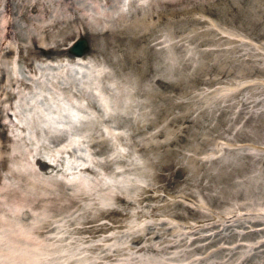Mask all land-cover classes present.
<instances>
[{
    "label": "rangeland",
    "instance_id": "1",
    "mask_svg": "<svg viewBox=\"0 0 264 264\" xmlns=\"http://www.w3.org/2000/svg\"><path fill=\"white\" fill-rule=\"evenodd\" d=\"M70 1L0 0V264L264 263V0Z\"/></svg>",
    "mask_w": 264,
    "mask_h": 264
},
{
    "label": "bare ground",
    "instance_id": "2",
    "mask_svg": "<svg viewBox=\"0 0 264 264\" xmlns=\"http://www.w3.org/2000/svg\"><path fill=\"white\" fill-rule=\"evenodd\" d=\"M39 1V0H38ZM57 1L58 0H41V2H42V6H50V14H52V15H59L57 12H59V8H58V4L59 3H57ZM63 1H66V0H63ZM93 0H71L70 2H73L74 4V6H73V11L75 10V9H79V8H82L83 10H81V14H77V15H75L76 16V18L77 17H81V18H84L85 20H86V22L91 18L92 19V15L91 14H93L92 12H91V14H90V11H89V9L91 8V7H93L92 6V2ZM95 1V0H94ZM93 1V2H94ZM98 1V0H97ZM120 0H113L111 3L113 4V5H111V6H115V5H118V2H119ZM122 1V0H121ZM144 1V0H143ZM163 1H165V0H153V2H154V4L155 3H157V5L160 3V2H162L163 3ZM195 1V0H194ZM199 1V0H198ZM70 2H66V6L67 7H70L71 6V4H70ZM101 2V1H100ZM125 2H127V0H125ZM136 2V1H135ZM148 2V1H147ZM146 2V3H147ZM152 2V3H153ZM177 2H178V0H177ZM183 2V1H182ZM57 3V4H56ZM132 3V2H131ZM131 3H129L128 2V5L129 4H131ZM152 3H151V5H152ZM196 3V2H195ZM200 3V2H199ZM204 3V2H203ZM106 4V3H105ZM104 4V5H105ZM115 4V5H114ZM149 4V3H148ZM168 4V3H167ZM172 4H174V3H172ZM177 4H179V3H177ZM206 4V3H205ZM25 5V4H24ZM104 5H103V7H101L103 10H104ZM120 5H121V3H120ZM119 5V6H120ZM123 5V4H122ZM121 5V6H122ZM126 5V4H125ZM138 6H139V4H137ZM136 5V6H137ZM143 5H144V3H143ZM142 5V6H143ZM151 5H150V7H151ZM204 5V4H203ZM100 6V5H99ZM102 6V5H101ZM106 6V5H105ZM131 6L132 5H130V8H131ZM148 6V5H147ZM153 6V5H152ZM169 6V5H168ZM187 6V5H186ZM118 7V6H117ZM140 7H141V5H140ZM94 8V7H93ZM105 8H107L108 9V7H105ZM114 8V10H115V8L116 7H113ZM113 8H110V9H112L113 10ZM127 8H129V6L127 7ZM127 8H125L124 10H126ZM137 8V7H136ZM146 8V7H145ZM185 8V7H184ZM69 9V8H68ZM95 9V8H94ZM96 9H98V8H96ZM119 9H121V8H119ZM119 9L117 10V11H119ZM138 9V8H137ZM147 9V8H146ZM157 9H159V10H161L159 7L157 8ZM189 9H190V7H189ZM4 9H2V11H3ZM5 10L6 11H8L7 10V8L5 7ZM46 10H48V9H45V11ZM113 10V11H114ZM127 10H129V9H127ZM136 10V9H135ZM141 10V9H140ZM12 11V10H11ZM44 11V10H43ZM77 11V10H76ZM99 11V10H98ZM97 11V12H98ZM100 11H101V9H100ZM99 11V12H100ZM105 11H107V10H105ZM109 11V10H108ZM122 11V10H121ZM143 11H144V8H143ZM152 11V10H151ZM154 11V10H153ZM188 11V10H187ZM23 12V11H22ZM94 12V11H93ZM96 12V13H97ZM127 12V11H126ZM130 12V11H129ZM137 12V11H136ZM148 12V11H147ZM173 12V11H172ZM191 12V11H190ZM3 13V12H2ZM74 13V12H73ZM79 13V12H78ZM100 13H102V11L100 12ZM99 13V14H100ZM112 13V12H111ZM120 13V14H119ZM128 13V12H127ZM127 13H123V14H127ZM142 13H144V15H145V12H142ZM181 13H183V12H181ZM68 14V13H67ZM116 14H119V16H121L122 15V13L121 12H118V13H116ZM130 14V13H129ZM129 14H128V16H129ZM179 14V13H178ZM103 15H105V12H104V14ZM107 15V14H106ZM106 15H105V17H106ZM109 15H111V14H109ZM149 15V14H148ZM173 15V14H172ZM60 16V15H59ZM62 16H63V12H62ZM67 16H69V15H67ZM94 16H95V14H94ZM100 16V15H99ZM98 16V17H99ZM111 16H113V14L111 15ZM115 16V15H114ZM125 16V15H124ZM139 16V15H138ZM162 16V15H161ZM61 17V16H60ZM59 17V18H60ZM72 17H73V15H72ZM123 17V16H122ZM67 18V17H66ZM97 17H93V19H96ZM144 18V21H145V18L146 17H143ZM52 19V18H51ZM54 19V18H53ZM61 19V18H60ZM69 19V18H68ZM100 19V18H99ZM99 19H98V21H99ZM104 19V18H103ZM107 19H108V17H107ZM113 18H109V20H112ZM129 19H131V17H129ZM137 19V18H136ZM142 19V18H141ZM141 19H139V20H141ZM85 20H83V21H85ZM115 20V19H114ZM128 20V19H127ZM54 21V20H53ZM60 21V20H59ZM62 21V20H61ZM70 21V20H69ZM90 21V20H89ZM92 21V20H91ZM90 21V22H91ZM95 21V20H94ZM100 21H101V19H100ZM122 21H124V20H122ZM133 21V20H132ZM68 22V21H67ZM79 22H80V20H79ZM109 22V21H108ZM119 22V21H118ZM130 22V21H129ZM76 23V22H75ZM93 23V22H92ZM145 23V22H144ZM144 23H142L141 25H143ZM8 24H9V22H8ZM48 24V23H47ZM49 24H50V22H49ZM97 24V23H96ZM108 24V23H107ZM114 24H115V21H114ZM113 24V25H114ZM117 24H119V23H117ZM135 24V23H134ZM213 24V23H212ZM98 25H100V24H98ZM110 25V24H109ZM140 25V26H141ZM9 26V25H8ZM81 26H82V24H81ZM94 27V26H93ZM101 27V26H100ZM110 26H108V28H109ZM115 27V26H114ZM129 27V26H128ZM131 27V26H130ZM139 27V26H138ZM111 28V27H110ZM118 28V27H117ZM21 29V28H20ZM122 29V28H121ZM130 29V28H129ZM136 29V28H135ZM140 29V28H139ZM112 30V29H111ZM218 30H220V29H218ZM109 31V30H108ZM134 31V30H133ZM28 32H30V31H28ZM113 32V31H112ZM126 32L128 33L129 32V30L127 31L126 30ZM125 32V33H126ZM130 32H132V31H130ZM208 32V31H207ZM221 32V31H220ZM124 33V32H123ZM209 33V32H208ZM223 33V32H222ZM28 34V33H27ZM218 34H220V33H218ZM31 35H32V33H31ZM35 35H36V33H35ZM207 35V34H206ZM24 37H25V35H24ZM28 37V36H27ZM31 37V36H30ZM224 37V36H223ZM226 37V36H225ZM228 37V36H227ZM136 38V37H135ZM216 39H219L220 40V38H216ZM122 40V39H121ZM120 40V41H121ZM160 42V41H159ZM158 42V43H159ZM117 46V45H116ZM126 46H127V43H126ZM149 46V45H148ZM147 46V47H148ZM155 46V45H154ZM137 49V48H136ZM135 49V50H136ZM148 49V48H147ZM137 51H140V50H137ZM131 52V51H130ZM163 52V51H162ZM230 52H232V51H230ZM132 53H133V51H132ZM139 53V52H138ZM137 53V54H138ZM129 54V53H128ZM132 56H133V54H132ZM141 56V55H140ZM228 56V55H227ZM135 57H137V56H135ZM225 57V56H224ZM80 58H82L81 56H77V57H75V59H76V61H79L80 60ZM84 58V57H83ZM69 60V59H68ZM137 60H139V58L137 59ZM82 61V60H81ZM80 61V62H81ZM139 62V61H138ZM78 63V62H77ZM87 63V62H86ZM58 64V63H57ZM61 64V63H60ZM56 65V64H55ZM51 66H53V64L51 65ZM77 66V65H76ZM84 66V65H83ZM56 67H57V65H56ZM44 68V67H43ZM52 68V67H51ZM57 68H59V67H57ZM60 69V68H59ZM44 70V69H43ZM80 70V69H79ZM58 71V70H57ZM61 71V70H60ZM78 71V70H77ZM81 72V71H80ZM40 73V72H39ZM63 73V72H62ZM107 73H108V71H107ZM74 74V73H73ZM76 74V73H75ZM79 74V73H78ZM81 74V73H80ZM109 74V73H108ZM97 75V74H96ZM93 76H94V74H93ZM92 76V77H93ZM97 77H100V75L99 76H97ZM102 77V76H101ZM73 78H74V76H73ZM96 79V78H95ZM94 80V79H93ZM78 81V80H77ZM88 83V82H87ZM90 83V82H89ZM94 83V82H93ZM86 84V83H85ZM82 87V89H83V86H81ZM88 88H89V86H87ZM98 87V86H97ZM101 87V86H100ZM108 87V86H107ZM104 88V86L102 87V89ZM54 89H55V87H54ZM81 89V90H82ZM99 91H100V88H99ZM55 92H56V90H55ZM68 95V94H67ZM107 96V95H106ZM99 97V96H98ZM101 98H102V96H101ZM107 98H108V96H107ZM103 99V98H102ZM66 100V99H65ZM108 100V99H107ZM110 100V99H109ZM67 101V100H66ZM253 101V100H252ZM261 101V100H260ZM65 102V101H64ZM110 102V101H109ZM244 102V101H243ZM251 102V101H250ZM114 104V103H113ZM112 104V105H113ZM247 104V103H246ZM115 106H116V104H114ZM124 106V105H123ZM118 107H120V106H118ZM107 108V107H106ZM115 108V107H114ZM123 108H125V107H123ZM122 110V109H121ZM208 111H210V110H208ZM256 111V110H255ZM113 112H116V110L115 111H113ZM251 112H253V111H251ZM259 112V111H258ZM264 112V111H263ZM70 113V112H69ZM112 113V112H111ZM262 113V112H261ZM113 114H115V113H113ZM64 115H67V114H64ZM258 115V114H257ZM56 116V115H55ZM111 116V115H110ZM116 116V115H115ZM263 116V115H262ZM59 117V116H58ZM88 117V116H87ZM90 117V116H89ZM92 117V116H91ZM261 117V116H260ZM112 118H114L113 116H112ZM55 119V118H54ZM71 119H72V117H71ZM90 119V118H89ZM32 120H33V118H32ZM88 120V119H87ZM87 120H86V122H87ZM54 122V121H53ZM52 122V123H53ZM70 122H73V120L72 121H70ZM74 122H75V120H74ZM38 123V122H37ZM60 123V122H59ZM84 123V122H83ZM88 123V122H87ZM58 124V123H57ZM73 124V123H72ZM79 125V124H78ZM75 126V125H74ZM74 126H72V127H74ZM76 127V126H75ZM106 127V126H105ZM108 127V126H107ZM47 129V128H46ZM45 128H44V131L46 130ZM48 130V129H47ZM61 131V130H60ZM250 131V130H249ZM42 132H43V130H42ZM56 132H58V131H56ZM254 132V131H253ZM52 135H53V133H51ZM50 134V135H51ZM57 134V133H56ZM61 134V133H60ZM237 134V133H236ZM250 134V133H249ZM55 135V134H54ZM90 136V135H89ZM48 139V138H47ZM54 140V139H53ZM57 140V139H56ZM52 143V142H51ZM74 148V147H73ZM73 148H72V150H73ZM61 150V149H60ZM67 151V150H66ZM62 151H60V153H61ZM67 152H69V151H67ZM58 155V154H57ZM61 157V156H60ZM230 157H232V156H230V155H228V156H221V157H219V159H223V160H229V159H231ZM236 157V156H235ZM234 157V158H235ZM261 157V156H260ZM237 158H239V157H237ZM249 158V157H248ZM240 159V158H239ZM238 159V160H239ZM255 159V158H254ZM212 160V159H211ZM246 160V159H245ZM261 160H262V158H261ZM221 161V160H220ZM237 161V160H236ZM246 161H248V160H246ZM263 161V160H262ZM49 162V161H48ZM235 162V161H234ZM230 163V162H229ZM243 163V162H242ZM224 164V163H223ZM238 164V163H237ZM248 164V163H247ZM246 164V165H247ZM239 165V164H238ZM240 166V165H239ZM261 166H262V164H261ZM221 167H222V165H221ZM238 167V166H237ZM245 167V166H244ZM255 167V166H254ZM253 167V168H254ZM259 168V167H258ZM236 169V168H235ZM238 169V168H237ZM36 170V169H35ZM38 170V169H37ZM218 170H219V168H218ZM217 170V171H218ZM264 170V169H263ZM237 171V170H236ZM262 171V170H261ZM219 172V171H218ZM223 172V171H222ZM260 172V171H259ZM259 172H257V173H259ZM213 173H215V172H213ZM237 173H238V171H237ZM256 173V174H257ZM262 173H263V171H262ZM223 174V173H222ZM228 174V173H227ZM256 174H254V177H255V175ZM223 175H225V174H223ZM260 175V174H259ZM212 176V175H211ZM210 176V177H211ZM213 176H215V175H213ZM219 176V175H218ZM227 176V175H226ZM257 176V175H256ZM223 176H221V178H222ZM225 177V176H224ZM219 178V177H218ZM224 179V178H223ZM247 179V178H246ZM246 179H245V181H246ZM250 179H252V178H250ZM256 179H259V181H256L255 183H253V184H251L250 186L251 187H248V188H244V191H247L248 193H250V194H258V195H262V199H261V201H263L264 202V178L263 177H257ZM220 180V179H219ZM222 180V179H221ZM241 180V179H240ZM239 180V181H240ZM244 180V179H243ZM253 180H255V179H253ZM252 180V181H253ZM250 181V180H249ZM241 182H243L242 180H241ZM263 184V187H260V184ZM242 187V186H241ZM232 190V189H231ZM238 190V189H237ZM242 190H243V188H242ZM231 192V191H230ZM237 192V191H236ZM241 192V191H240ZM221 193H223V192H221ZM226 193V192H225ZM235 193V192H234ZM247 194V193H246ZM217 195V194H216ZM215 195V196H216ZM220 195V194H219ZM239 195H241V194H239ZM221 196V195H220ZM225 196V195H224ZM232 196V195H231ZM218 197V196H217ZM236 197H238V196H236ZM240 197V196H239ZM256 197V196H255ZM254 197V198H255ZM226 198V197H225ZM142 199V198H141ZM248 199H249V197H248ZM238 201V200H237ZM253 202H254V200H253ZM259 202V201H258ZM247 203H249V201H247ZM237 204H239V203H237L236 202V205ZM245 204H246V202H245ZM253 204V203H252ZM255 204V203H254ZM240 206V205H239ZM235 208V207H234ZM240 208H242V207H240ZM239 208V209H240ZM251 208V207H250ZM263 208V207H262ZM236 210H237V208H236ZM245 210H247V209H245ZM248 210H250L249 208H248ZM210 211V210H209ZM228 211V210H227ZM227 211H226V213H227ZM235 211V210H234ZM250 211H252V210H250ZM255 211V210H254ZM258 211V210H257ZM230 212V211H229ZM214 213V212H213ZM209 214V213H208ZM211 214V213H210ZM215 214V213H214ZM216 214H218V212L216 213ZM246 214V213H245ZM258 214V213H257ZM262 214V213H261ZM230 215V214H229ZM244 215V214H243ZM255 215V214H254ZM259 215V214H258ZM214 216V215H213ZM220 216V215H219ZM218 216V217H219ZM222 216V215H221ZM215 217V216H214ZM228 217V216H227ZM230 217H232V216H230ZM240 217V216H239ZM250 218V217H249ZM251 218H253V217H251ZM250 218V219H251ZM220 219V218H219ZM247 219V217L245 216V217H242V218H238L237 220H236V222H238L237 223V226H238V224L240 225V224H243L244 223V221ZM252 221H253V219H251ZM258 220L259 219H255V221L256 222H258ZM217 221H218V219H217ZM224 221V220H223ZM229 221V220H228ZM234 221V220H233ZM261 221V220H260ZM220 222V221H219ZM255 222V223H256ZM221 223V222H220ZM223 223H225V222H223ZM232 223V222H231ZM246 223H247V221H246ZM263 224H264V222H262ZM215 224H216V221H215ZM209 225H211V224H209ZM236 225V224H235ZM200 226H202V225H200ZM199 226V227H200ZM222 226V225H221ZM226 226V225H225ZM86 227V226H85ZM211 227V226H210ZM209 227V228H210ZM215 227V226H214ZM248 227V226H247ZM254 227V226H253ZM83 228V227H82ZM191 228H192V226H191ZM202 228H204V227H202ZM238 228V227H237ZM193 229V228H192ZM253 228H251V229H249V230H246V229H244V230H242V231H238L237 232V235L239 236V238L240 239H242L244 236H247V235H249V234H254V233H256V234H261V235H263L264 234V226H261L259 229H257V230H252ZM195 231V230H194ZM200 231V230H199ZM218 232V231H217ZM220 232V231H219ZM157 233V232H156ZM160 233V232H159ZM199 233V232H198ZM201 233V232H200ZM212 233V232H211ZM235 233V232H234ZM196 234V233H195ZM214 233H212V235H213ZM221 234V233H220ZM224 234V233H223ZM193 235H194V233H193ZM201 235V234H200ZM216 235V234H215ZM218 235V234H217ZM230 235H232V234H230ZM122 236V235H121ZM147 236V235H146ZM207 236V235H206ZM226 236V235H225ZM225 236H223V237H225ZM236 236V235H235ZM200 237V236H199ZM203 237V236H202ZM215 237V236H214ZM222 237V236H221ZM198 238V237H197ZM196 238V239H197ZM143 239V238H142ZM146 239V238H145ZM202 239V238H201ZM235 239H237V238H235ZM239 239V240H240ZM261 239H263V240H261V241H258L257 242V244L256 245H250V247H253L254 249H258L259 251H261V252H264V237H261ZM183 240V239H182ZM212 240V239H211ZM189 241V240H188ZM214 241V240H213ZM190 242V241H189ZM186 243V242H185ZM248 243H251V242H248ZM184 244V243H183ZM208 244V243H207ZM212 244V243H211ZM191 245V244H190ZM239 245H243V244H241V242H236L235 243V247L236 246H239ZM245 245H247V244H245ZM249 245V244H248ZM200 247V246H199ZM228 247V246H227ZM233 247V246H232ZM231 247V248H232ZM201 248V247H200ZM230 248V249H231ZM196 249H198V248H196ZM226 249V248H225ZM233 249V248H232ZM243 249V248H242ZM250 249H252V248H250ZM159 250V249H158ZM223 250V249H222ZM253 250V249H252ZM251 250V251H252ZM187 251H188V249H187ZM190 251V250H189ZM234 251L236 252V250L234 249ZM230 252V251H229ZM228 252V253H229ZM255 252V251H254ZM256 253H258V251L256 252ZM132 254V253H131ZM203 254V253H202ZM231 254V253H230ZM259 254H260V252H259ZM183 255V254H182ZM242 255V254H241ZM175 256H177V255H174V257ZM179 256V255H178ZM226 256V255H225ZM242 257H244V256H242ZM246 257V256H245ZM132 258V257H131ZM135 258V257H134ZM168 258V257H167ZM264 258V257H263ZM160 259V258H159ZM159 259H157V261H150V263H152V262H155V263H159V264H161L162 262L159 260ZM230 259V258H229ZM155 260V259H154ZM163 260V259H162ZM166 260V259H165ZM170 260V259H169ZM235 260V259H234ZM224 261H226V260H224ZM164 262V261H163ZM220 262V261H219ZM243 262V261H242ZM241 262V263H242ZM226 263V262H225ZM238 263V262H237ZM237 263H235V264H237ZM172 264H174V263H172ZM194 264V263H193ZM196 264V263H195ZM262 264H264V263H262Z\"/></svg>",
    "mask_w": 264,
    "mask_h": 264
},
{
    "label": "water",
    "instance_id": "3",
    "mask_svg": "<svg viewBox=\"0 0 264 264\" xmlns=\"http://www.w3.org/2000/svg\"><path fill=\"white\" fill-rule=\"evenodd\" d=\"M90 49L88 39L85 36H80L74 39L67 47V53L70 56H82Z\"/></svg>",
    "mask_w": 264,
    "mask_h": 264
}]
</instances>
